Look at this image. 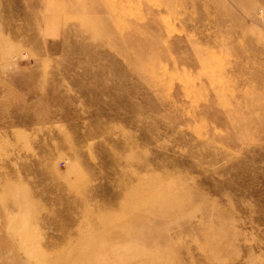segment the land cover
<instances>
[{
  "label": "rangeland",
  "instance_id": "374dc122",
  "mask_svg": "<svg viewBox=\"0 0 264 264\" xmlns=\"http://www.w3.org/2000/svg\"><path fill=\"white\" fill-rule=\"evenodd\" d=\"M0 264H264V0H0Z\"/></svg>",
  "mask_w": 264,
  "mask_h": 264
}]
</instances>
